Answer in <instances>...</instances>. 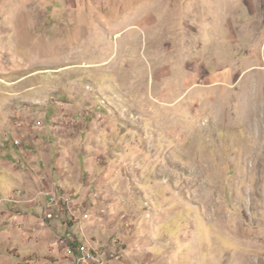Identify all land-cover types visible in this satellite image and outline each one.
Returning <instances> with one entry per match:
<instances>
[{
    "label": "rangeland",
    "instance_id": "obj_1",
    "mask_svg": "<svg viewBox=\"0 0 264 264\" xmlns=\"http://www.w3.org/2000/svg\"><path fill=\"white\" fill-rule=\"evenodd\" d=\"M14 132L68 158L69 187L38 168L94 208H67L89 259L264 264V0H0V148ZM22 164L29 194L0 172V264H75Z\"/></svg>",
    "mask_w": 264,
    "mask_h": 264
},
{
    "label": "crops",
    "instance_id": "obj_2",
    "mask_svg": "<svg viewBox=\"0 0 264 264\" xmlns=\"http://www.w3.org/2000/svg\"><path fill=\"white\" fill-rule=\"evenodd\" d=\"M58 104L60 105V107H62L60 109V112H61V110L62 111H64V110L67 111L68 110V108H65V104H63V103H58ZM72 110H73V108H72ZM91 110H95V109L92 108ZM56 112H58V111H56ZM73 112L75 114H81L82 116L83 115L85 116V113L87 115H88V113L91 114V111L90 110L88 112H84V113H77L74 110H73ZM94 112H95L94 113V116L95 117L93 118L94 120L92 121V119H90V123L89 122L88 123L94 125L97 128H100L102 126V124L105 121L108 120L106 117L109 114H111L109 112V110H106L105 114L104 113H101V111H99L98 109L95 110ZM48 113L49 112L46 111L44 113V117H46V115ZM53 114H55V113H53ZM56 114H58V113H56ZM100 116H101V118L99 119ZM90 117H92V116H90ZM96 119H97V121H96ZM113 121L114 120H112V118H110V121L109 122H113ZM100 122H103V123L101 124ZM14 133L15 134L12 135V137L7 136L8 140H6L7 139L6 138L5 139V142H6L5 145L2 148H0V172L5 177V180H6L7 184H8V186H9V188H12V186H13L14 189H23L26 192H28V194H29V192H33L35 190V186L33 185V183H31L30 178L23 171L24 168L23 169L22 168H19L18 169V167L16 165L17 160H20L23 163L22 164L23 166L27 164V166L35 165L37 167H40V165H41L46 173H48L53 179L56 178L58 180L57 181L58 183H62L64 187H69V182L67 181L68 178H69V175H67L68 177H66L64 175V173H62L60 171H57L55 169L56 163H59L60 161L64 162V160L67 161L68 158H63V156H62L63 154H61V157H60L58 154L54 153V150H55V147L54 146H52V148H51V146H47L48 147V150H45V151L44 150H41V149L38 150L37 145L39 146L40 144H38V142H36L35 140L32 141L30 138L26 141L25 144H23V147L21 149H19V148H15L14 149V146L12 144L11 138H13L14 136L16 137L18 135L17 134L18 132H14ZM5 137L6 136H4L3 138H5ZM16 140H18V138H14L13 139V141H16ZM65 154H67V153H65ZM69 160L74 161L72 155L69 156ZM14 166H16V167L14 168ZM38 172H39V168H38ZM39 174H40L39 175V179H40V177L42 175H45L46 176V181H45L47 183V186L46 187L47 188H50V184L47 182V181H49L47 175L44 174V173H40V172H39ZM7 190H9V189H7ZM8 192L9 191H7L6 193H8ZM74 194L78 196V194H80V193L75 192ZM77 198L79 200V204H80V207L82 209L88 210V211L89 210L90 211H93L94 210L93 207H90V204H88V203L87 204H84V202H85V196L82 197V195L80 194V196H78ZM27 199H29V198H26L25 201ZM9 201L10 202L18 203V201L16 202V199L15 198H13V200H9ZM22 209H24V208H22ZM86 217H84V219ZM40 222L47 223V222L42 221L41 218H40ZM48 224H50V227L51 228H54L55 227V230L57 229V231H58V225L56 223L48 222ZM82 234H83L82 235L83 237L87 238L88 235H89V232L87 231V229H83Z\"/></svg>",
    "mask_w": 264,
    "mask_h": 264
},
{
    "label": "built area",
    "instance_id": "obj_3",
    "mask_svg": "<svg viewBox=\"0 0 264 264\" xmlns=\"http://www.w3.org/2000/svg\"><path fill=\"white\" fill-rule=\"evenodd\" d=\"M17 127H20V125ZM12 144L13 146H19L21 141H12ZM24 167L38 185L39 196L35 198V201L40 206V218L44 222L60 223L62 225L63 232L56 241V247L61 250L63 249L68 255L74 256L75 264H101V256L99 259H89L87 256L80 255V247H84L81 241L82 227L80 226V219H73L67 215V208L79 209L77 198L75 200H66V196H63V204L55 205V195H59L58 189L46 191V185H40L39 183L40 174L38 167L35 165L27 166V164ZM20 192L21 190H17L15 194H20ZM84 212L85 210L82 209L81 215ZM73 228H76L77 233L73 231ZM113 253L118 254V250L113 249Z\"/></svg>",
    "mask_w": 264,
    "mask_h": 264
},
{
    "label": "bare ground",
    "instance_id": "obj_4",
    "mask_svg": "<svg viewBox=\"0 0 264 264\" xmlns=\"http://www.w3.org/2000/svg\"><path fill=\"white\" fill-rule=\"evenodd\" d=\"M17 195H19V194H17ZM57 200L59 201V199L57 198ZM55 205H57V203L55 204ZM67 215H68V212H67ZM86 249V250H85ZM85 249H81V250H83L82 252H81V250H80V255H82V256H85V251L88 253V257H91V258H94V257H96V254H97V252H96V250H93V249H91L90 247H88V248H85ZM114 257V256H113ZM119 258V256H115V259H118Z\"/></svg>",
    "mask_w": 264,
    "mask_h": 264
}]
</instances>
